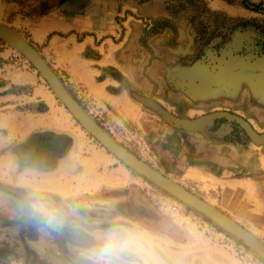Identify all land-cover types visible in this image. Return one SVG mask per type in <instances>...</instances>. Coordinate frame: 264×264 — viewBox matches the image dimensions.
I'll return each instance as SVG.
<instances>
[{
  "label": "rangeland",
  "instance_id": "1",
  "mask_svg": "<svg viewBox=\"0 0 264 264\" xmlns=\"http://www.w3.org/2000/svg\"><path fill=\"white\" fill-rule=\"evenodd\" d=\"M0 24L120 144L264 242V0H0ZM20 53L0 38V264H264L110 158ZM114 226L139 245L101 258Z\"/></svg>",
  "mask_w": 264,
  "mask_h": 264
},
{
  "label": "water",
  "instance_id": "2",
  "mask_svg": "<svg viewBox=\"0 0 264 264\" xmlns=\"http://www.w3.org/2000/svg\"><path fill=\"white\" fill-rule=\"evenodd\" d=\"M0 38L11 43L28 58L78 122L107 150L154 184L210 218L264 258V242L262 240L216 207L144 162L98 124L69 92L39 51L25 37L16 30L0 24Z\"/></svg>",
  "mask_w": 264,
  "mask_h": 264
},
{
  "label": "clouds",
  "instance_id": "3",
  "mask_svg": "<svg viewBox=\"0 0 264 264\" xmlns=\"http://www.w3.org/2000/svg\"><path fill=\"white\" fill-rule=\"evenodd\" d=\"M139 235L131 229L114 226L101 236L102 246L98 255L103 258L107 254H115L132 250L139 245Z\"/></svg>",
  "mask_w": 264,
  "mask_h": 264
},
{
  "label": "bare ground",
  "instance_id": "4",
  "mask_svg": "<svg viewBox=\"0 0 264 264\" xmlns=\"http://www.w3.org/2000/svg\"><path fill=\"white\" fill-rule=\"evenodd\" d=\"M16 52H17V50H16ZM21 54V53H20ZM54 92H52L51 90L50 91H48V92H45L44 90H38L37 91V93H36V95L38 96V97H42V99H44L49 105H51V106H54V104H55V102H56V96L53 94ZM53 118H54V120H56V119H58V113H57V111H55V109L53 110ZM69 119L70 118H73V114L71 113H69V117H68ZM75 119V118H74ZM82 126V125H81ZM80 126V128L82 129V127ZM84 132L85 133H87V131L86 130H84ZM109 151V150H108ZM110 156V158H112L113 160H116V161H118L117 159L118 158H115V155L114 154H110L109 155ZM112 160V161H113ZM126 166V165H125ZM124 169H126V172H129V170H127V168L126 167H123ZM131 177V176H130ZM129 182V179L127 178L126 180H125V184H127Z\"/></svg>",
  "mask_w": 264,
  "mask_h": 264
}]
</instances>
